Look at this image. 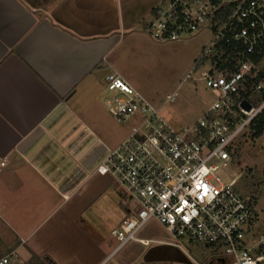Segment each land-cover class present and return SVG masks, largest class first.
<instances>
[{"label": "crops", "instance_id": "0c3cea01", "mask_svg": "<svg viewBox=\"0 0 264 264\" xmlns=\"http://www.w3.org/2000/svg\"><path fill=\"white\" fill-rule=\"evenodd\" d=\"M161 1L0 0V253L12 264L32 251L52 258L54 241L69 251L107 193L112 230L126 217L121 186L96 172L118 145L96 108L110 95L108 74L130 83L108 58ZM114 65L120 72L98 76Z\"/></svg>", "mask_w": 264, "mask_h": 264}, {"label": "built area", "instance_id": "2783aa9c", "mask_svg": "<svg viewBox=\"0 0 264 264\" xmlns=\"http://www.w3.org/2000/svg\"><path fill=\"white\" fill-rule=\"evenodd\" d=\"M144 29L163 43L210 32L212 41L197 67L205 68L216 101L195 123L173 128L123 77L106 76L110 95L104 104L114 118L124 123L138 112L143 115L96 167L123 190L127 214L111 231L118 243L113 252L131 240L150 244L137 232L153 218L179 247L186 238L220 254L227 264H264V253L248 244L256 207L236 188L231 155L264 109V0H162ZM0 264H12L11 255L0 258Z\"/></svg>", "mask_w": 264, "mask_h": 264}, {"label": "rangeland", "instance_id": "374dc122", "mask_svg": "<svg viewBox=\"0 0 264 264\" xmlns=\"http://www.w3.org/2000/svg\"><path fill=\"white\" fill-rule=\"evenodd\" d=\"M146 22L147 19L141 21L135 34L128 33L108 59L121 62L123 70L131 76V85L159 109V115L167 124L173 128L191 125L216 101L215 94L207 87L204 79L205 68L197 67L203 52L212 41V35L202 31L188 40L163 43L155 41L146 33ZM113 67L101 71L98 76L104 77L112 69L120 72L119 67ZM96 109L105 123L112 145L119 144L143 118L138 112L124 123H119L103 100L100 108ZM235 151L233 164L239 177L236 188L251 197L256 207L255 221L247 237L248 244L256 247L255 251L260 248L264 250V134L254 138L252 131L246 129L237 140ZM130 205L134 207L133 203ZM97 206L95 225H86L82 229L85 234L82 233L81 240L69 246V251H57L60 246L54 241L52 247L56 248L50 255L54 263L98 264L106 261L107 264H227L220 258V254L188 242L186 238L181 241L182 247L177 246V240L153 218L148 219L137 232L138 238L150 240V244L143 245L131 240L113 252L118 245L111 236L112 225L118 214L114 196L107 193ZM43 231L44 228L35 229L34 236H39ZM47 244L51 247L50 243ZM23 248L26 249V246L23 245ZM6 255H11L10 251L0 253V256Z\"/></svg>", "mask_w": 264, "mask_h": 264}, {"label": "trees", "instance_id": "16d2710c", "mask_svg": "<svg viewBox=\"0 0 264 264\" xmlns=\"http://www.w3.org/2000/svg\"><path fill=\"white\" fill-rule=\"evenodd\" d=\"M208 57H204L201 59V63L206 62ZM249 129L252 131V136L254 138H258L264 134V109L258 114V116L250 123ZM232 158L234 161V157H236V151L232 152ZM207 249H209L207 247ZM257 253H264L263 249L256 250ZM215 253V251H214ZM4 256H0L2 258ZM21 264H55L53 260L49 256H40L34 252H32V255L30 259L26 262H23Z\"/></svg>", "mask_w": 264, "mask_h": 264}, {"label": "water", "instance_id": "95a60500", "mask_svg": "<svg viewBox=\"0 0 264 264\" xmlns=\"http://www.w3.org/2000/svg\"><path fill=\"white\" fill-rule=\"evenodd\" d=\"M244 105H245V107H246L247 109L250 108L249 105H248L247 103H244Z\"/></svg>", "mask_w": 264, "mask_h": 264}]
</instances>
